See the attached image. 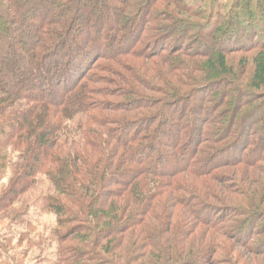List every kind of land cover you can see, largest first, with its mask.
Masks as SVG:
<instances>
[{
    "label": "trees",
    "instance_id": "1",
    "mask_svg": "<svg viewBox=\"0 0 264 264\" xmlns=\"http://www.w3.org/2000/svg\"><path fill=\"white\" fill-rule=\"evenodd\" d=\"M229 1L0 0V264H25L12 244L15 236L18 245L49 243L30 238L37 228L29 219L33 207L56 216L50 243L57 253L46 264H217L229 237L264 255L252 247L264 216L260 207H235L234 217H242L233 230H223L224 210L208 200L212 184L190 186L180 178L216 177L220 167L213 161L220 158L221 164L263 159L262 153L247 156L255 154L253 140L264 149V0ZM184 14L202 21L187 22ZM253 18L259 34H251ZM210 24L201 41L205 47L193 44L185 53L186 38L201 36ZM214 42L221 45L206 49ZM223 42L234 44L230 50L257 51L252 88L233 86L238 74ZM169 48L178 51L174 58ZM192 51L207 58L201 61L206 80L192 75L193 95L213 82L206 102L211 119L224 128L214 134L219 142L229 140L213 151L207 144L204 151L198 148L204 141L193 124L209 112L193 116L194 108L186 126L178 122L183 112L177 122L169 121L168 108L177 99L187 101V91L166 90L143 76L153 95L116 79L108 80L116 87L107 91V78L97 75L118 74L115 65L129 67L125 58L140 54L168 61L179 76L193 74L196 63L187 67L185 60ZM105 94L121 100L108 103ZM249 101L256 104L249 107ZM223 105L229 114H215ZM111 109L140 117L111 118L106 113ZM197 152H204V160ZM209 231L224 240H208Z\"/></svg>",
    "mask_w": 264,
    "mask_h": 264
},
{
    "label": "rangeland",
    "instance_id": "2",
    "mask_svg": "<svg viewBox=\"0 0 264 264\" xmlns=\"http://www.w3.org/2000/svg\"><path fill=\"white\" fill-rule=\"evenodd\" d=\"M231 1L232 0H230L229 2ZM184 15L187 17L185 18V21L187 22L192 23L195 21L197 22L202 21L193 16H189L187 14H184ZM251 22L253 24V26L251 27L253 30L251 31V34L252 35L255 33L259 34L260 27L257 26L256 19L253 18ZM213 26H214L213 24H210L206 30H203L201 36H198L199 33H197L194 36H189L188 38H186L184 44H188V43L189 44H188V48L185 50V53H189V51L193 49L192 48L193 44L197 45V48L199 50L203 49L205 45H203L201 41H204L207 38V35L210 32L209 30H211ZM195 27L197 28V26ZM246 29L248 28H245L244 30ZM196 36H198L200 40H193V38ZM261 41L258 40V43H260ZM255 44H256L255 42H252L250 46L252 47ZM220 45H221L220 42H217V43L214 42L211 44L209 43V45H207L208 48L206 49L208 50H212L213 48L216 49ZM223 45L225 49L227 50L226 59L230 67L234 69L233 70L234 73L238 74V77H237L238 80L236 79L238 83H235L236 85H233L235 89L236 88H240V89L252 88L250 87L249 81L253 75V70H254L253 60H254V57L256 56L257 51L255 50L254 51L252 50L251 51L249 50L241 51L237 49L230 50V48H234L233 47L234 44L231 42H225V43L223 42ZM189 46H192V47H189ZM169 49H172V48H169ZM175 49L176 48L172 49V52L169 54V57L174 58L175 55H177L176 53L178 51H175ZM191 53L193 54L186 56L185 60H186L187 67L188 65H190L189 64L190 61H191V64L193 62L196 63L193 65V67H198V68L195 69L193 74L190 71L188 73L187 72L184 74L182 73L179 76L178 74H176V72H172L171 65L168 61L157 59V58L149 59L140 54L137 56H129L125 58V63H128L127 65L129 67L122 68L119 65H115L114 68L118 69L119 71L118 74L99 71L97 75L107 78L104 84L105 89H107V91L111 90L113 87H116L114 84L111 85V83H108V80L113 81L114 79H116L117 82H119V84L125 83L124 81L128 83L129 81H131L136 88L144 90L149 95H153V93H151L150 91L147 92V85L143 83L141 76L146 77V79H152V81L159 83L158 85H161L166 90H170L171 88L172 89L181 88L182 89L181 92L187 91L186 93L188 94L187 98H189L187 101H186V98L184 102H180L181 98L179 100L177 99V104L173 106L174 108H168L167 115L170 119L169 121H176L179 118L178 114H182L183 112L182 114L183 118L182 120L179 119L178 122H182L184 123L183 125L186 126V124L189 125V123L192 122L190 112H192L194 108L195 109L193 111V116L195 115V112L198 113L199 110L209 112V114L205 113L204 116H200L201 118H197V117L193 118V121H194L193 124L196 125L195 130L197 131L199 140L204 141L198 146V148L201 151H204L203 147L205 146V144H207L208 145L207 147H209L208 150L213 151L215 150L217 146H227V143H229V140H224L222 142H219L218 140H216L217 136L215 137V134H214L215 129H217L218 127L220 128V130L224 128L220 124H216L214 120L211 119L213 112L210 108L208 109V102H206V99L210 97L211 93L213 92L211 89L213 87V82L206 84V86L203 88H197L195 91L196 94L193 95L194 90L192 89L194 88H192V86L189 83L191 82V80H193V77L200 78L198 80H200L201 82L203 80L204 81L206 80V78L201 80L204 75L203 72L201 71V69L204 68L201 64V61L205 62L207 58L205 57L206 55L197 54V53H194L193 51ZM184 55L186 54L183 53V56ZM181 77H184V78H181ZM219 81L220 80H218V82ZM124 85H127V83H125ZM223 85L224 84H222V86ZM222 86H219L218 89L221 88ZM263 92L264 91L260 93H263ZM219 96L220 94H216L212 97V99L217 100L219 99ZM103 99L107 101L108 103H114V102H118L121 100L120 97L110 95V94H105ZM227 100L231 101L233 100V98H229V99L227 98ZM255 104H256L255 102L249 101L248 106L250 107ZM225 109H226V105L218 107L216 109L215 114L220 115L221 114L220 112L222 111L225 114H229L228 110H225ZM140 111L141 113H143V115L146 113L143 110H140ZM223 112L222 114L224 115ZM106 113L111 118L125 116L129 119H136L140 117L139 115L140 112H124V111L116 110V109H111L107 111ZM250 121H249V124L245 126L246 128L245 137H247L250 134V131H248L249 129H251V127L249 128ZM257 128L259 127H256V126L254 127L253 134L259 133V130ZM186 131L187 133H189L188 132L189 128L186 129ZM260 142L261 141H258V143H256L254 142V140L251 142L253 143V145H255V147H253V150H251V152L253 151V153L255 154L254 155L250 154V156H247V159H253L255 155L262 153L258 157V159L259 158H263V159L257 163L256 162L253 163L251 160H248L250 162H243V163H237V164H231V163L221 164L220 162L223 159L221 160L220 158L221 161L220 160L213 161V165L216 164L217 165L216 167H220V168H217L215 172L216 177L214 175L213 177L205 176L203 177L204 178L203 179L200 176L198 177L194 175L189 176L188 174H182V176L180 177L181 180H183L184 182H187L190 186H196V185L204 186L203 183H205L206 181L210 183V186L212 184V189L208 193L210 195L208 200L213 204L215 203L219 207L218 209L224 210L223 211L224 214L221 213V217L223 216L227 218L223 223H221L222 228H224L223 230L229 229V232L230 230H233V229H230V227H233V226L235 227L234 223H236L235 220L237 219V217L238 219L242 217V216L239 217V215L236 216V218L234 217L233 209L235 207H238V208L242 207L245 209H247L248 207H254V208L260 207L259 210L262 209L260 212L264 213V149L262 150L257 149V145ZM192 144L194 145V143ZM193 145L192 147H194ZM202 154L204 155V152ZM203 155L198 153L197 157H199V159L204 160ZM201 165H202L201 163H196L197 167H200ZM8 181H9V178L6 179V182ZM42 187L43 188H41V190L46 189V187H48L46 182H45V185H43ZM35 197L36 196L30 197L31 199L28 200V202L32 203L31 200H33ZM206 216H209L213 220L217 219V216L215 215L214 216L206 215ZM29 219L37 226V228H35L36 231L31 234L30 238L33 239L35 243H37L40 241V237H42L44 241L47 240L49 243H47L44 246L42 243V246H39L37 244L36 247H31L32 243H29L26 241L23 244L18 245V239H16V236H15V238L12 239V244L16 246V251L18 252V254L20 253L23 254L21 258L25 264H46V262L49 263L51 259L56 257V253H57L56 243L54 242L50 243V239L52 237L51 231H52L53 225L55 224L56 216L53 213L44 212V211H41L40 209H36V207H33L30 211ZM257 229L258 230L256 231L254 238H253L255 242L252 241V247H256L257 249L264 251V216L261 219V221L257 222ZM208 234H209L208 240L210 241L214 240L212 242H219V241L224 240L220 234L213 233V231H209ZM225 241H227L228 243L227 246L229 248L226 249L228 251H225L221 255L216 256V261H221V262H217V264H264L263 254L254 253V251H252L251 249H248L247 247L243 246L241 242L240 243L235 242L233 238L230 239L229 237ZM230 251H232L231 255H230ZM233 255H234V259L235 260L237 259L236 261L238 263H235V261L230 260L232 259L231 257H233Z\"/></svg>",
    "mask_w": 264,
    "mask_h": 264
}]
</instances>
